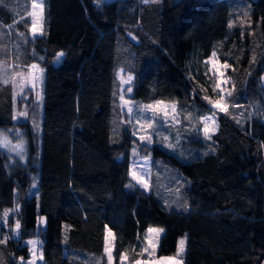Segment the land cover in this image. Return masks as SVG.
Returning a JSON list of instances; mask_svg holds the SVG:
<instances>
[{
    "label": "trees",
    "instance_id": "obj_1",
    "mask_svg": "<svg viewBox=\"0 0 264 264\" xmlns=\"http://www.w3.org/2000/svg\"><path fill=\"white\" fill-rule=\"evenodd\" d=\"M15 2L0 6V60L43 66L44 107L40 144L13 83L0 81V128L27 126L37 153L31 171L9 168L0 146V264H27L33 236L46 264H108V229L114 264L121 254L132 262L151 226L164 228L159 257L186 237L184 264H264V0H47L35 40L28 6ZM213 53L230 65L231 95L208 138L201 118L221 97ZM120 68L147 112L142 132L122 122ZM165 100L176 102L178 124L146 107ZM147 154L146 191L130 166Z\"/></svg>",
    "mask_w": 264,
    "mask_h": 264
},
{
    "label": "rangeland",
    "instance_id": "obj_2",
    "mask_svg": "<svg viewBox=\"0 0 264 264\" xmlns=\"http://www.w3.org/2000/svg\"><path fill=\"white\" fill-rule=\"evenodd\" d=\"M25 6H28V16L30 18V22H32L33 16L32 13H37L39 14L40 9H33L32 4L33 3H39V0H23ZM100 1H111V0H100ZM6 0H0V6L4 7V3ZM14 4H16L14 0ZM43 8V18L45 19V13H46V8H47V0H43L42 4ZM27 9V8H26ZM44 19H43V31L45 33V25H44ZM31 28V26H30ZM30 37L33 38L32 32L30 31ZM207 62L209 63V67L212 70L213 74L216 76L217 83L220 84L219 90L221 93V96L225 97L228 95L230 92V77L226 74L227 69H223L222 63L217 56H212L207 59ZM19 63H16L15 61H5V60H0V81H11L14 85V93L16 96V101L22 102L20 104V109H23L26 113L25 119L30 120L31 126L34 130V132L40 136V144H41V139H42V126L41 124L37 126V123H35V119L37 117V111L39 105L41 106V119L43 120V107H44V88H45V70L43 66L38 63V62H31L29 65H27L26 68H23L22 66H18ZM36 64L38 67L36 69H31V65ZM43 69L42 72L39 71V69ZM223 72V75H220V73ZM119 73V76H118ZM117 73V80H118V101L119 105L121 108V116H122V122L123 123H128V124H135L136 126L138 124V130L142 132V130H145L147 122L144 120H138V116H142L145 114L147 116V112L142 111L139 107H136L134 105V102L131 98L132 92L128 93L126 89L129 87L127 83H124L123 85L121 84V80H127V77L129 75L133 76L131 73L126 71L124 68H120ZM39 77L38 80H33L32 77ZM225 77H227V80L225 81ZM134 78V76H133ZM134 80V79H133ZM131 87H133V81L131 84ZM221 89L224 91L221 92ZM123 96L124 100H130L132 103L130 105L125 104L124 101L120 99V97ZM160 104H157L156 102L154 103H148V105H152V110L155 112H159L163 115V117L171 122L172 125L178 124L180 122V117L177 112V107H176V102L175 101H160ZM224 105L222 104L221 107ZM228 106V105H227ZM18 107L17 102H16V108ZM23 107V108H22ZM132 107L133 112L129 113L128 108ZM31 108L29 111L28 109ZM34 108V109H33ZM212 108V106H211ZM146 109V108H142ZM222 112L219 109H214L212 108V111L207 114L202 116V126L201 130L205 136L209 137L211 136L212 133L216 132L219 126L218 122V113ZM215 116V120H208L204 121L203 117H208V116ZM21 116V114H20ZM125 116V117H124ZM17 117H19L17 115ZM17 121H20L22 119L16 118ZM134 121V123H132ZM135 126V127H136ZM207 126L209 128L208 133H205L204 128ZM27 126H14V127H6L0 128V146L2 149L6 152L7 154V166L9 168L14 167L17 164H22L23 166L27 167L31 171V165H36L35 161L37 158V153H33L30 151V139H31V132L27 130ZM156 139L158 140L159 137L157 135H153L152 139L150 140V144L154 145ZM159 145L165 149H168V146H165L164 142L159 141ZM133 149L136 150L135 155L138 153V147L134 146ZM133 149H132V154H133ZM134 155V154H133ZM134 155V156H135ZM135 162V166H134ZM151 155H138L136 156L130 166V170L132 171H137L138 175L143 174L144 179L149 185V179H150V170H151ZM34 174V173H33ZM130 178L132 180V183L135 185H138L142 187L141 185L137 184L135 180L132 179L131 175ZM143 188V187H142ZM41 218H44L42 221ZM40 224L42 226L46 225V218L45 216H40ZM149 228L153 229H163L162 232H160L158 235L155 233H149L148 235L153 237V246H154V251L151 247L148 248V251L143 252V255L141 258L136 259L135 261H139L140 264H172V262L169 261H164L158 256V249H159V243L161 236L164 233V228L158 227V226H151ZM109 230L106 232V237L108 238V242L111 244V253H112V258H113V251H114V240H115V234L112 230L111 233L112 235L109 236ZM19 233V230H16ZM147 233V232H146ZM146 235V234H145ZM18 236V235H16ZM40 240L39 237L33 236L29 237L24 240V243L31 248L30 245L27 244L28 240ZM181 239L185 240V245H184V251L182 254L177 256V253L174 255H169V256H164V257H176L177 260L182 261V264H184V255L186 252V247H187V238L186 237H181ZM179 240V241H180ZM41 241V240H40ZM179 246V244H178ZM147 247V242L145 240L144 236V242H143V248ZM106 252V251H105ZM107 254V253H106ZM39 256H42V259L39 258ZM38 257L33 258L32 253L30 252V257L28 258L27 262L31 259L33 261V264H46V260L43 254L42 247H40V254ZM108 256V254H107ZM135 261H129L127 258L124 261H121V264H134ZM112 264H114V260L112 259Z\"/></svg>",
    "mask_w": 264,
    "mask_h": 264
},
{
    "label": "snow or ice",
    "instance_id": "obj_3",
    "mask_svg": "<svg viewBox=\"0 0 264 264\" xmlns=\"http://www.w3.org/2000/svg\"><path fill=\"white\" fill-rule=\"evenodd\" d=\"M42 4H43V0H39V3H33L32 4V8L33 9H37V8L40 9L39 14L32 13L33 19H32V22H31L30 31L32 32L33 40H35V38L37 36H43L44 35V31H43V19L44 18H43ZM133 39H135V37H133ZM64 55H65V53L62 52V51L56 53V62H59L60 58H62ZM213 56H215V53H213ZM41 59H43V58H41ZM30 67H31V69H36L38 66L36 64H32ZM229 67H230V65L228 63H224L222 65L223 69H227ZM39 71L42 72L43 69L41 68V69H39ZM220 75H223V72H221ZM118 76H119V73H118ZM32 78H33V80H38L39 79V77H35V76L32 77ZM133 79H134L133 76L129 75L127 77L126 81L125 80H121V84L122 85L124 83H127L129 85V87L126 89V91L128 93H131L133 91V88L131 87ZM226 80H227V77H225V81ZM216 87L219 88L220 84L217 83ZM223 91L224 90L221 89V92H223ZM228 95L230 96L231 93H228ZM120 99L122 101H124L125 104L130 105L132 103L130 100H124L123 96H121ZM205 99H207V97H205ZM156 103L160 104L161 102L157 101ZM209 103L211 104L212 108L219 109L220 111L225 112V113L227 112L228 101L225 99V97L221 96L218 101H216V102L209 101ZM222 104L224 105L223 107H221ZM146 107L152 108V105H148ZM128 111H129V113H132L133 112V108L129 107ZM137 119L138 120H142L143 117L142 116H138ZM203 120L204 121H208V120L214 121L215 120V116L212 115V116H208V117H203ZM148 126L151 127V122H148ZM204 131H205V133H208L209 128L207 126H205ZM134 135H135V133H134ZM208 138H210V137H208ZM139 139H140L141 142H144L145 141V136H140ZM165 139H167V137H165ZM165 146H168V145H165ZM135 152H136V150L133 149V154L134 155H135ZM134 166H135V162H134ZM130 175H131L132 179L136 181L137 184L141 185L146 191L149 190V185L146 182V180L144 179L142 173L138 175L137 171L130 170ZM33 186H35V185H33ZM128 187H133V185L129 184ZM5 216H7V212H5ZM41 220L43 221L44 218H41ZM19 228H20V224H19V222H17L16 225H15V229L19 230ZM162 231H163V229H153V228L147 229V233L145 235V240L147 242V247L143 248L142 252L148 251L149 247H151L153 249V251H154L153 237L149 236L148 234L149 233H155V234L158 235ZM14 234L15 235H19L18 231H15ZM111 235H112V233L109 230V236H111ZM0 243H6V240L0 239ZM27 244L31 246L29 251L32 253L33 258L38 257L39 254H40V247L42 245V241H40L38 239H36V240H28ZM184 245H185V240L181 239L179 241V246H178V249H177V256H179L180 254L183 253ZM105 251L108 254V264H112V259L113 258H112V253H111V244L108 242V238L107 237H106ZM39 258L42 259V256H39ZM19 259H20L21 264H25V261H24L23 257H20ZM125 259H126V256L124 254H121L120 255V260L124 261ZM161 259L164 260V261L172 262V264H182V261L177 260L176 257H162ZM27 264H33V261L30 259L27 262ZM134 264H140V262L139 261H135Z\"/></svg>",
    "mask_w": 264,
    "mask_h": 264
},
{
    "label": "water",
    "instance_id": "obj_4",
    "mask_svg": "<svg viewBox=\"0 0 264 264\" xmlns=\"http://www.w3.org/2000/svg\"><path fill=\"white\" fill-rule=\"evenodd\" d=\"M261 83H262V86L264 87V72H263L262 77H261Z\"/></svg>",
    "mask_w": 264,
    "mask_h": 264
},
{
    "label": "crops",
    "instance_id": "obj_5",
    "mask_svg": "<svg viewBox=\"0 0 264 264\" xmlns=\"http://www.w3.org/2000/svg\"><path fill=\"white\" fill-rule=\"evenodd\" d=\"M151 173V172H150Z\"/></svg>",
    "mask_w": 264,
    "mask_h": 264
}]
</instances>
